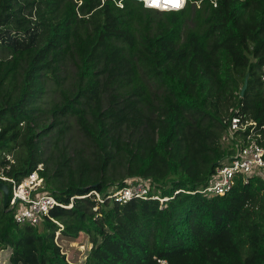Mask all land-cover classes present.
I'll return each instance as SVG.
<instances>
[{"label": "trees", "instance_id": "trees-1", "mask_svg": "<svg viewBox=\"0 0 264 264\" xmlns=\"http://www.w3.org/2000/svg\"><path fill=\"white\" fill-rule=\"evenodd\" d=\"M263 75L264 0H0V264H72L83 236L84 264H264V177L199 192L231 118L264 126ZM34 172L58 205L21 225L2 177ZM132 179L149 194L117 202Z\"/></svg>", "mask_w": 264, "mask_h": 264}, {"label": "built area", "instance_id": "built-area-1", "mask_svg": "<svg viewBox=\"0 0 264 264\" xmlns=\"http://www.w3.org/2000/svg\"><path fill=\"white\" fill-rule=\"evenodd\" d=\"M140 1L144 3L145 8L162 12L180 11L187 2V0ZM262 80L264 82V75ZM232 111L233 109H231ZM263 130L264 126H259L254 120L242 115H234L230 122V133L231 136L237 132L245 133L241 140L242 146L230 162L217 167L209 185L199 192L210 197L224 196L231 191L238 176H242L246 180L256 175L264 177V148L260 144L263 139ZM2 179L13 183L10 207L15 210V220L18 224L38 225L58 205L52 195L41 191L44 181L37 172L19 184L4 177ZM128 184L126 189L113 196L117 202L145 198L149 194V183L143 179H132ZM160 201L163 203L168 201V198L160 199Z\"/></svg>", "mask_w": 264, "mask_h": 264}, {"label": "rangeland", "instance_id": "rangeland-1", "mask_svg": "<svg viewBox=\"0 0 264 264\" xmlns=\"http://www.w3.org/2000/svg\"><path fill=\"white\" fill-rule=\"evenodd\" d=\"M58 243L62 247V251L66 254L70 263L84 264L85 256L91 248L89 239L86 236H83L78 241L60 239Z\"/></svg>", "mask_w": 264, "mask_h": 264}, {"label": "water", "instance_id": "water-1", "mask_svg": "<svg viewBox=\"0 0 264 264\" xmlns=\"http://www.w3.org/2000/svg\"><path fill=\"white\" fill-rule=\"evenodd\" d=\"M246 88H247V84H245V86L243 87L241 91V96L244 95ZM0 190L3 191L4 193V207L6 208L8 204V198H9V186L0 181Z\"/></svg>", "mask_w": 264, "mask_h": 264}]
</instances>
